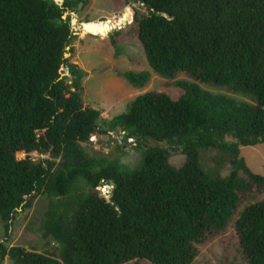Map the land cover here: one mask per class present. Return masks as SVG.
Here are the masks:
<instances>
[{"label": "trees", "instance_id": "16d2710c", "mask_svg": "<svg viewBox=\"0 0 264 264\" xmlns=\"http://www.w3.org/2000/svg\"><path fill=\"white\" fill-rule=\"evenodd\" d=\"M81 3L90 0H0V217L7 236L20 210L49 198L39 229L46 250L6 241L0 264H195L237 215L244 260L264 264V201L242 210L264 195V176L241 158L242 147L264 144V0H126L147 15L131 7L118 23L134 20L152 75L183 93L174 100L145 92L108 124L127 139L156 142L137 170L82 148L109 132L98 126L102 112L82 100L87 72L65 58L77 36L64 16ZM82 26L106 38L118 24ZM121 36L111 37L118 54ZM118 74L137 90L152 80ZM165 142L186 157L181 166L171 163ZM211 149L232 157L229 176L203 168ZM36 154L44 158L36 162ZM105 182L113 184L111 196L102 194Z\"/></svg>", "mask_w": 264, "mask_h": 264}, {"label": "rangeland", "instance_id": "374dc122", "mask_svg": "<svg viewBox=\"0 0 264 264\" xmlns=\"http://www.w3.org/2000/svg\"><path fill=\"white\" fill-rule=\"evenodd\" d=\"M131 7L136 8L140 16L147 15V11L141 6L127 5L126 0H90V4L86 8L82 6L80 10L78 7L76 12H68V17L76 19L77 25L73 29L77 37L69 47L67 59L70 60V63L78 65L87 72L88 76L83 80L82 100L86 107L102 112L98 126L100 130L108 131V135L112 138L110 142L83 144V150L92 158L105 157L110 161H119L130 170H137L142 165L144 153V149L137 147L139 145L138 139L136 138V145L131 144L126 147L122 142L128 140V133L124 134L123 131L111 132L108 124L114 118L126 113L130 104L145 92H165L174 100H178L183 93L175 88L174 82L152 75L146 56L137 40L138 25L134 20L131 18L128 22L118 23L124 19V15L128 14ZM110 20L118 24V29L115 27L116 30L114 29L106 38L84 32L83 24ZM116 32H119V35L123 34V36L118 37L120 54L113 47L111 40ZM63 72L65 73L64 76L69 77L66 67H64ZM118 72L141 73L149 76L152 80L147 88L137 90L120 77ZM204 89L213 93L229 95L225 91L207 87ZM114 139L117 141L114 142ZM228 141L233 142L232 139ZM141 144H143L142 141ZM163 148L170 152L171 163L174 166L179 167L186 161V157L180 149L179 151L175 150L168 144L163 145ZM19 157L22 158L23 155ZM43 158L38 154L33 157L36 162ZM241 158L246 160L247 165L254 173L264 176V144L256 147H242ZM202 166L210 173L227 177L234 169V162L226 152L211 149L203 154ZM261 201H264V195L252 197L243 203L242 210ZM48 207L49 198L45 195L38 196L31 208L22 209L18 212L10 225L8 236L5 224L0 217V243L8 241L7 244L10 248L21 246L28 250L43 253L46 250L45 241L39 229ZM237 217L238 215L233 216L229 220L223 233L214 236V239L202 250L201 256L195 264H247L243 258L235 231ZM2 264L14 263L10 258H6Z\"/></svg>", "mask_w": 264, "mask_h": 264}, {"label": "water", "instance_id": "95a60500", "mask_svg": "<svg viewBox=\"0 0 264 264\" xmlns=\"http://www.w3.org/2000/svg\"><path fill=\"white\" fill-rule=\"evenodd\" d=\"M58 6H62L63 5V3L65 2V0H63V2L62 3H58L57 1H55V0H53ZM82 6H84V4L83 3H81L80 5H79V10H80V8L82 7ZM67 18H68V15H67V13L65 14V16H64V19L65 20H67ZM75 25H77V22H76V19H72V27H74ZM70 48H68V50H69ZM65 58L67 59L68 58V54H66L65 55ZM63 69H64V67H63ZM123 129H118L117 131H122ZM111 136L110 135H104V134H96V135H94L93 137H91V142H110L111 141ZM117 141V139H114V142H116ZM123 144H125V146L127 147L128 145H131V144H133V145H136V138H129L128 140H126V141H123L122 142ZM165 144H168L167 142H165V143H163V144H161L160 146L161 147H163V145H165ZM151 150H153L154 148H156L157 147V144H156V142H152L151 144Z\"/></svg>", "mask_w": 264, "mask_h": 264}, {"label": "built area", "instance_id": "2783aa9c", "mask_svg": "<svg viewBox=\"0 0 264 264\" xmlns=\"http://www.w3.org/2000/svg\"><path fill=\"white\" fill-rule=\"evenodd\" d=\"M112 188H113V186H110V183H104V186H103V188H102V194L104 195V196H110L111 195V193H112Z\"/></svg>", "mask_w": 264, "mask_h": 264}, {"label": "flooded vegetation", "instance_id": "af4514ba", "mask_svg": "<svg viewBox=\"0 0 264 264\" xmlns=\"http://www.w3.org/2000/svg\"><path fill=\"white\" fill-rule=\"evenodd\" d=\"M111 133V132H110ZM150 143L141 144V141H139V145L137 147H141L142 149L146 150L147 145Z\"/></svg>", "mask_w": 264, "mask_h": 264}, {"label": "bare ground", "instance_id": "6f19581e", "mask_svg": "<svg viewBox=\"0 0 264 264\" xmlns=\"http://www.w3.org/2000/svg\"><path fill=\"white\" fill-rule=\"evenodd\" d=\"M110 186H113V184H110ZM114 188V187H113ZM113 188H112V191H113ZM111 196V195H110Z\"/></svg>", "mask_w": 264, "mask_h": 264}]
</instances>
